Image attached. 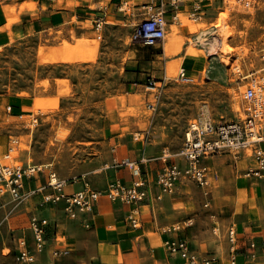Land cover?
I'll return each mask as SVG.
<instances>
[{"label": "rangeland", "instance_id": "obj_1", "mask_svg": "<svg viewBox=\"0 0 264 264\" xmlns=\"http://www.w3.org/2000/svg\"><path fill=\"white\" fill-rule=\"evenodd\" d=\"M213 1L207 19L192 21L195 28L197 23L204 26L191 30L182 25L189 18L181 17L173 52L188 41L185 56L178 63H170L172 72L154 89L145 87L151 77L148 69L154 46L132 39L137 18H130L131 23L126 25L96 28L88 24V33L81 37L58 36L51 42L41 35L28 36L0 46V159L12 147L11 156L5 160L9 164L38 163L47 165L61 178L73 180L90 175L98 183L109 169L106 164L110 163L116 140L124 135H119L120 126L127 122L135 121L131 129L123 131L135 130L131 135L140 137L136 142L148 138L152 145L163 144L165 157L175 159L186 125L193 118L218 122L243 117L245 88L253 79L264 85L260 79L264 74V0L249 4L243 0L232 4V0ZM23 5L32 8L34 3ZM225 9L224 27H211L214 33L207 38L210 52L206 44L186 37L210 27ZM230 28L229 34L226 30ZM170 36L166 34L167 43ZM64 41L67 60H39L40 48L61 47ZM216 42L225 47L215 48ZM182 64L198 75L192 78L186 73L187 78L177 79ZM154 65L160 68L161 62L157 60ZM153 75L160 76L161 72ZM154 91L158 97L150 109L147 103L153 100ZM124 115L139 118L125 120ZM258 125L264 131V109ZM251 156L252 149L246 148L245 157ZM14 203L8 193L0 197V206L4 204L0 218ZM12 222L9 231L7 226H0V264L15 262L3 257L8 252L6 247L13 245ZM212 231L220 234L219 225Z\"/></svg>", "mask_w": 264, "mask_h": 264}, {"label": "crops", "instance_id": "obj_2", "mask_svg": "<svg viewBox=\"0 0 264 264\" xmlns=\"http://www.w3.org/2000/svg\"><path fill=\"white\" fill-rule=\"evenodd\" d=\"M25 2H33L32 9L24 6ZM120 3L121 0H0V36L8 38L3 46L28 36L41 35L51 42L58 36L66 39L72 34L81 37L88 33V24L94 26L97 17L103 18L105 27L109 24L126 25L130 18L140 19L147 6L156 9L160 0H132L127 11L119 10ZM213 3V0H204L203 18L207 19L212 13ZM180 7L181 17H186L192 8V0H184ZM171 9L167 5L164 14L166 34L172 32L173 24L180 26L173 21ZM194 35L186 37L193 38ZM166 43L165 38L151 51L148 70L153 77L161 78L164 72L167 74L170 62H180L189 44L185 41L180 50L166 53L163 49ZM157 60L161 62L160 68L154 65ZM209 64L208 59L206 65ZM156 71L161 75L154 76ZM195 71L186 68V73L192 77L198 75ZM127 123L120 126L119 135H124L116 140L110 163L106 164L109 169L101 180L97 183L90 175L81 176L70 180L65 190L104 189L116 179L129 185L141 178L147 185L148 196L139 204V223L133 225L127 217L131 205L104 196L95 203L92 211L78 212L73 218L67 216L62 202L54 204L42 200L44 192L49 191L48 188L38 189L45 182L42 174L25 182L24 190L37 189L34 194L2 213L1 227L7 226L6 229L11 230L13 221V245L6 247L8 252L3 253V257L14 259L20 238L32 243L29 222L32 216H36L45 222L46 241L41 249L31 246L35 258L29 264H192L188 258L170 252L164 246L166 240L175 237L186 238L200 259L211 256L215 258L214 264H230L227 227L235 229L237 262L264 264V179L245 175L246 169L253 164V157H245V149L238 154L207 156L202 159V164L208 169V186L200 187L192 180H182L177 183L173 194H163L158 199L155 197L159 193L157 171L166 159H179L165 157L163 144L152 145L148 138L142 143L136 142L140 137L131 135L136 133L135 130L123 131L135 121ZM259 145L264 147V141ZM122 161L136 162L141 170L140 177L133 175ZM3 205L0 209L4 208ZM216 224L220 234L212 231ZM174 226L180 228L174 230ZM53 248H65L69 253L53 256Z\"/></svg>", "mask_w": 264, "mask_h": 264}, {"label": "built area", "instance_id": "obj_3", "mask_svg": "<svg viewBox=\"0 0 264 264\" xmlns=\"http://www.w3.org/2000/svg\"><path fill=\"white\" fill-rule=\"evenodd\" d=\"M52 1V0H48ZM132 0H121L118 6L120 11H127L131 6ZM238 1V0H236ZM247 4L253 0H243ZM184 0H160L156 9L147 6L141 18L133 24L132 39L141 41L148 46H155L166 38V18L164 16L166 7H172V19L181 23L180 6ZM204 0H192V8L188 10L187 18L198 20L203 15ZM102 17H97L94 23L96 28L101 27ZM203 29L194 32V39L199 44H207V38L214 32L202 33ZM200 39L204 40L200 41ZM205 47V46H204ZM207 52H210L209 50ZM177 79L187 78L186 69L180 68L177 71ZM167 79V75L161 78L149 77L146 88L154 89L158 87L157 83H162ZM264 81V74L260 77ZM244 90V113L243 117L227 121H213L200 117L190 120L185 128L182 144L175 153L179 160L166 159L164 164L156 173V184L159 187V193L156 198H161L163 194H173L178 182L182 180H192L200 187L209 185V174L207 166L202 164V159L207 156L219 153L238 154L240 151L251 148L253 164L249 166L245 175L264 179V147L259 143L264 141V131L258 125V120L263 114L264 109V85L262 82L253 79ZM153 100L148 101L147 108H154V100L158 93H152ZM13 148L8 147L2 159H0V197L8 193L15 203L22 202L26 197L31 196L37 189L24 190L27 180L40 177L44 174L45 182L39 186V190L48 188L44 192L42 200L50 203H63V211L69 217H75L78 212L92 211L95 203L102 197L110 200H119L125 204L131 205V210L127 217L133 225L139 223V204L148 196V189L145 181L141 178L133 180L129 185L123 184L116 179L107 184L104 189H93L85 187L84 189L67 192L66 185L70 180L59 177L55 171L48 168L47 165L38 163L9 164L5 160L11 156ZM4 160V161H3ZM127 165L132 174L140 177L141 170L136 162L122 161ZM29 228L33 233L32 243H28L25 238L17 241L18 249L14 255L15 264H29L34 261V253L31 246L41 249L45 246V222L32 216L29 222ZM180 226H174L177 230ZM227 238L230 242V264H239L236 260V234L233 227H228ZM164 246L173 253H178L184 258H188L192 264H214L215 258L204 256L198 258L196 253L190 248L189 241L186 238L175 237L164 242ZM68 249L53 248V256L67 255Z\"/></svg>", "mask_w": 264, "mask_h": 264}, {"label": "bare ground", "instance_id": "obj_4", "mask_svg": "<svg viewBox=\"0 0 264 264\" xmlns=\"http://www.w3.org/2000/svg\"><path fill=\"white\" fill-rule=\"evenodd\" d=\"M233 1L234 0L231 1V4L234 3ZM22 7H23V5H22ZM226 10L227 9H225V11ZM226 13H227V11L224 12V13H222V14H220V16L218 17V19L214 23H211V26L210 27H208V28L206 27V29H204V31L201 32V35H202V33H205V32H209L210 33V31L212 30L211 27H213V28H219L221 30L224 27V24H225V18L224 17L226 16ZM192 21L193 20L188 19L187 21L183 22L182 25L183 26H185V25L190 26V29L191 30L197 29L198 27H201V26H204L205 25L204 23H201V24L197 23L198 26H197V28H195V26L193 27V25H192L193 24ZM195 25H196V23H195ZM171 29H172V32H171V35L172 36H170L171 38L169 39L168 43H166L165 46H164V48H163L166 51V53H168V51L169 52H173V45H174V43L178 39V35L176 34L177 31H178V27L175 24H173L171 26ZM226 31H228V33L230 34L231 33V28L229 30H226ZM219 33H221V32H219ZM216 36H217V34H216ZM201 41H202V39H201ZM5 42H6V37L1 35L0 36V46H2ZM202 43H203V41H202ZM65 44H66V41L63 42V45L61 47H56V48H53V47L40 48L39 51H38V58H39V60L40 61H49V62L67 60L68 59V56L66 54H64L65 52L63 51V49L64 50L66 49V48H64ZM205 46L209 47L210 48L209 51H211V42L210 41L207 42V44ZM216 47L217 48H224L225 46L221 42H216L215 48ZM170 65L171 64H169L168 65V68H166L167 69L166 70L167 73H170V71H171ZM183 68L186 69V67L184 65H183ZM63 90H65V89H60L59 91L62 92ZM236 105L237 104H235V106ZM148 113H150V112H148ZM123 118L125 120H131V121L133 120L134 121V120L138 119L139 117L136 116V117L131 118L128 115H126V116L124 115ZM139 126H140V124H139ZM130 129H131V127H130Z\"/></svg>", "mask_w": 264, "mask_h": 264}]
</instances>
